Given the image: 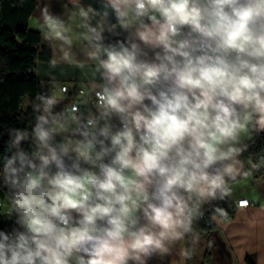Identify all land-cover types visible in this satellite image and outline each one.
Instances as JSON below:
<instances>
[{
	"label": "clouds",
	"instance_id": "obj_1",
	"mask_svg": "<svg viewBox=\"0 0 264 264\" xmlns=\"http://www.w3.org/2000/svg\"><path fill=\"white\" fill-rule=\"evenodd\" d=\"M68 4L40 9L49 66L76 58L74 23L94 71L60 111L68 88L52 82L31 127L9 130L0 264H148L264 167L240 159L264 132V0Z\"/></svg>",
	"mask_w": 264,
	"mask_h": 264
},
{
	"label": "trees",
	"instance_id": "obj_2",
	"mask_svg": "<svg viewBox=\"0 0 264 264\" xmlns=\"http://www.w3.org/2000/svg\"><path fill=\"white\" fill-rule=\"evenodd\" d=\"M37 8V0H0V164L3 156L10 155L9 130L30 128L34 123L31 104L25 108L23 102L26 98L32 102L40 93V80L35 74L38 61L51 59L50 49L39 47L41 33L29 26L30 18ZM245 143L249 144V148L241 158L246 163L244 171H247L259 155H264V132L252 134ZM23 147L31 150L28 142ZM263 175L264 167L251 174L255 178ZM244 176L242 173L235 181ZM7 198L6 189L0 185V200L7 204ZM217 209H223L226 216H222ZM203 211L206 217L194 222L195 235L186 236L190 264L212 263L211 252H205L203 257L201 255L204 250L202 241L211 238L212 232L218 227L210 217L231 221L236 215L237 205L227 197L204 205ZM207 221H211L210 224ZM11 227V221L7 219L4 209L0 208V229L10 230ZM247 261L256 264L251 256L247 257Z\"/></svg>",
	"mask_w": 264,
	"mask_h": 264
},
{
	"label": "crops",
	"instance_id": "obj_3",
	"mask_svg": "<svg viewBox=\"0 0 264 264\" xmlns=\"http://www.w3.org/2000/svg\"><path fill=\"white\" fill-rule=\"evenodd\" d=\"M37 2L38 8L30 18L29 26L40 33L41 31L37 24L40 22V9L44 4L50 3V10L55 14H63L65 11L64 5H67L68 10L72 11L68 0H37ZM82 3L88 5L83 1ZM70 28L73 29L74 50L77 54L76 58L70 63L62 62L58 54L56 56L58 60L57 66L51 68L49 61L53 58L52 48L47 41L43 38L41 39L39 47L50 49L51 59L38 61L35 74L40 80V87L41 82L48 86L52 82L58 81L61 84H78L87 89V81L91 78L95 66L92 62H86L83 69L79 67L78 61H87V57L82 52L83 41L79 39L75 24L70 23ZM67 101L64 99L63 103L58 107L59 111L64 108ZM30 104L31 101L29 100L24 107L27 108ZM249 140L246 138L244 142ZM240 159L243 162L244 171L246 163L243 158ZM235 188H238L236 194H234ZM242 197L249 198L252 204L247 207H237L236 215L231 221H221L215 217L217 228L224 235L233 253V258L238 264H250L247 261L248 256H251L256 264H264V175L259 178L247 175L232 182L230 201L234 203L238 198ZM186 241V237L176 241L170 246V251L167 254L155 256L148 264H190L189 259L184 255L187 252Z\"/></svg>",
	"mask_w": 264,
	"mask_h": 264
},
{
	"label": "rangeland",
	"instance_id": "obj_4",
	"mask_svg": "<svg viewBox=\"0 0 264 264\" xmlns=\"http://www.w3.org/2000/svg\"><path fill=\"white\" fill-rule=\"evenodd\" d=\"M28 101L29 100L26 98L23 105L25 106ZM237 189L238 188L234 189V194L237 193ZM202 242L204 246V250L201 252L202 257L205 252H211L213 264H238L233 258V253L231 252L224 235L218 230V228L212 232L211 238L205 239Z\"/></svg>",
	"mask_w": 264,
	"mask_h": 264
},
{
	"label": "built area",
	"instance_id": "obj_5",
	"mask_svg": "<svg viewBox=\"0 0 264 264\" xmlns=\"http://www.w3.org/2000/svg\"><path fill=\"white\" fill-rule=\"evenodd\" d=\"M66 85L68 88L67 93L64 94L65 99L68 100L67 103L64 105L67 106L68 104H70L71 102H73L74 99H77L80 97V90L83 87L85 91H87V89L84 86H80L78 84H63ZM51 89V84L46 86V87H41L40 88V93H45V92H50ZM83 110V109H82ZM237 207H247L250 206L252 204L251 200L247 197H242V198H238L235 202H234ZM0 208H3L5 213H6V203L3 200H0ZM204 215L203 218L204 219L206 217L205 212L203 211ZM210 220H215L214 216L210 217ZM211 221H207V224H210Z\"/></svg>",
	"mask_w": 264,
	"mask_h": 264
},
{
	"label": "water",
	"instance_id": "obj_6",
	"mask_svg": "<svg viewBox=\"0 0 264 264\" xmlns=\"http://www.w3.org/2000/svg\"><path fill=\"white\" fill-rule=\"evenodd\" d=\"M82 1L87 4H93L95 6V0H82Z\"/></svg>",
	"mask_w": 264,
	"mask_h": 264
}]
</instances>
